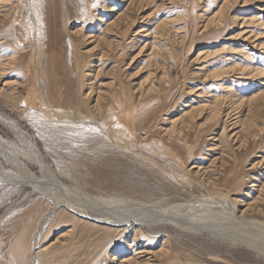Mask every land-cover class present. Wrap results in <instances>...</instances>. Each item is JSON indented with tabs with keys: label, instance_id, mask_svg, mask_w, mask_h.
Listing matches in <instances>:
<instances>
[{
	"label": "rangeland",
	"instance_id": "obj_1",
	"mask_svg": "<svg viewBox=\"0 0 264 264\" xmlns=\"http://www.w3.org/2000/svg\"><path fill=\"white\" fill-rule=\"evenodd\" d=\"M5 66L0 264H264V0H0Z\"/></svg>",
	"mask_w": 264,
	"mask_h": 264
},
{
	"label": "bare ground",
	"instance_id": "obj_2",
	"mask_svg": "<svg viewBox=\"0 0 264 264\" xmlns=\"http://www.w3.org/2000/svg\"><path fill=\"white\" fill-rule=\"evenodd\" d=\"M1 71H0V77L2 76V75H4L5 74V70H6V66H5V68L3 67V68H1L0 69ZM10 95V97H11V99H13V100H15L16 98H15V96H14V92H12V93H10L9 94ZM3 116V115H2ZM5 117V116H4ZM0 118H1V121H3L4 123H6L9 127H11L14 131L13 132H16V133H18V128H17V125L15 124V123H13L12 121H8V120H6V119H3V117H1L0 116ZM3 123V124H4ZM95 123H97V122H95ZM98 127H100L101 128V124H99V123H97L96 124ZM96 126V127H97ZM91 129H93V128H91ZM98 129V128H97ZM106 129V128H105ZM94 130H96V129H94ZM93 130V131H94ZM12 131V130H11ZM99 131H101V130H99ZM105 131V130H104ZM107 131H109V130H107ZM95 133L92 135L93 136V138L95 139V141H97L96 143L97 144H100L101 146H105L106 145V142H107V140L105 139V136H100L99 134H98V132L97 131H94ZM102 132H103V129H102ZM22 133V132H21ZM93 133V132H92ZM103 133H105V132H103ZM109 133V132H108ZM20 134V133H19ZM16 135V134H15ZM20 135H22V134H20ZM24 135V134H23ZM102 135V134H101ZM107 135V139H109V134H106ZM22 137V136H21ZM24 138V137H23ZM26 140V139H25ZM27 144H28V146H29V149H30V151H31V153H32V155H33V157H34V159H33V161L39 166V168H40V171H41V174H42V176H40L39 178L40 179H38V177H36L31 171H29L28 169H27V167H25V165H24V163H21L18 159H17V156L16 155H12L13 157H12V160H13V162L15 163V164H17V165H19L20 166V169H21V171H20V173H22V175H21V177L19 176V178L18 179H16V181L15 182H17V183H20V185L21 186H26V185H32L35 189H37V190H39V191H41L42 193H44V192H46L47 190H45V189H48L49 187H54V188H59V189H66V186L62 183V181L60 180V177L57 175V173L43 160V158H42V156L40 155V153H39V151H38V149H37V147H36V145L34 144V142L33 141H31L30 139H29V136H28V138H27ZM8 144V142H6L5 140H2L1 138H0V147H2V148H4L6 145ZM10 145V144H9ZM12 145V144H11ZM7 148V147H6ZM5 148V149H6ZM10 149V148H9ZM12 154V153H11ZM10 154V155H11ZM7 156V155H6ZM8 157H10V156H8ZM11 158V157H10ZM9 159V158H8ZM7 159V160H8ZM22 161V160H21ZM13 164V163H12ZM200 169V168H199ZM18 176V175H17ZM9 178H11V177H9ZM45 187H47V188H45ZM74 189H77V188H75V187H73ZM68 190H73V189H69L68 188ZM159 202H161V201H159ZM158 203V202H157ZM159 204V203H158ZM157 204V205H158ZM71 209L70 210H73L74 212H76L77 214H79V215H89V213H88V211H85L84 209H82V208H79V207H77L76 205H73V204H69L68 205ZM249 206H251V205H249ZM233 208H235L236 209V207L234 206ZM246 210V209H245ZM245 212V211H244ZM111 213V212H110ZM246 213V212H245ZM75 214V213H74ZM102 214V213H101ZM114 215V214H113ZM97 221H103V222H107V223H124V224H129V225H132L133 223H139L141 226L142 225H152V223L153 222H170V223H173V225H175V226H178V227H181L182 229H188V231H189V229H192L190 226H188V224H182V223H180L179 221H177V220H174V219H171V218H160V217H157V218H154L153 220H150V221H147L146 223H148V224H144V222L146 221H143V220H140V219H135V218H133L132 216H125L124 218H122L121 217V219H118L117 218V220L116 219H114V217H106V218H99L98 217V215L97 214H94V215H92ZM93 218V219H94ZM112 218V219H111ZM95 220V221H96ZM111 225V224H110ZM123 225V224H122ZM129 225H127V226H129ZM126 227V226H125ZM180 229V228H179ZM242 240V239H241ZM242 242V241H241ZM249 243V242H248ZM251 244V243H250ZM247 249H249V252L250 251H256V252H258L259 250H258V248L255 246V245H250V246H248V248ZM260 249V248H259ZM146 250V249H145ZM262 250H264V249H262ZM261 251V250H260ZM259 251V252H260ZM142 252H144V251H141L140 250V252L139 253H142ZM260 254V253H259Z\"/></svg>",
	"mask_w": 264,
	"mask_h": 264
}]
</instances>
